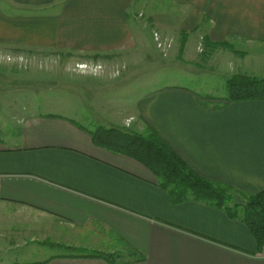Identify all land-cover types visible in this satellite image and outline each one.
I'll list each match as a JSON object with an SVG mask.
<instances>
[{
	"label": "crops",
	"instance_id": "1",
	"mask_svg": "<svg viewBox=\"0 0 264 264\" xmlns=\"http://www.w3.org/2000/svg\"><path fill=\"white\" fill-rule=\"evenodd\" d=\"M171 2L186 37L178 49L186 63L198 57L197 32L210 42L264 43V0ZM139 3L0 0V46L134 52L142 44L137 14L149 12ZM97 90L90 81V126L103 120L107 129L147 134L152 128L199 174L239 193L264 191V101L211 110L198 104V92L179 88L157 90L126 108L105 103ZM112 111L124 113L117 120ZM13 121V130H0V253L40 249L0 264H264L244 222L202 203L172 204L146 167L96 144L94 130L80 120L48 113ZM43 245L61 252L34 258L46 252ZM73 250L122 257L110 263Z\"/></svg>",
	"mask_w": 264,
	"mask_h": 264
},
{
	"label": "rangeland",
	"instance_id": "2",
	"mask_svg": "<svg viewBox=\"0 0 264 264\" xmlns=\"http://www.w3.org/2000/svg\"><path fill=\"white\" fill-rule=\"evenodd\" d=\"M139 2L149 12L137 14L135 24L142 34V44L134 52L88 54L0 46V130H13L17 126L13 121L16 116L48 113L74 117L94 132L101 125L107 127L103 120L93 126L88 123L91 113H95L90 111V81L99 94H104L105 103L130 108L137 99L157 90L179 88L198 92L204 99L215 98L218 101L207 102L214 105L227 97V81L233 75L253 77L254 73V77H264V43H230L238 53H245L241 57L231 50H207L208 38L197 32L193 37L197 39L198 57L189 64L183 51L178 50L186 37L182 35L181 22L177 21L180 15L171 0ZM62 93L72 98L60 100ZM123 113L112 111L110 114L119 120L118 116ZM31 247L40 249L23 246L10 251L6 258L0 253V263L4 259L12 261L16 255L22 260L20 255ZM47 247L43 245L42 249ZM38 252L32 255L41 259L61 250Z\"/></svg>",
	"mask_w": 264,
	"mask_h": 264
},
{
	"label": "trees",
	"instance_id": "3",
	"mask_svg": "<svg viewBox=\"0 0 264 264\" xmlns=\"http://www.w3.org/2000/svg\"><path fill=\"white\" fill-rule=\"evenodd\" d=\"M207 50H231L245 56L244 52L235 50L229 42H210L205 40ZM200 106L211 110H223L234 102L264 101V78L243 74L233 75L227 81V97L220 103L210 105L207 102L215 98H203L196 95ZM96 144L116 153L126 155L146 167L154 176L156 184L169 194L171 203L181 205L198 202L222 210L230 219L244 222L257 248L264 252V191L256 194L237 192L232 186L207 178L199 174L170 144L152 128L147 134H140L125 129L98 128L93 135ZM239 197L247 206H238L234 199ZM80 255L103 257L110 263L121 258L120 253H84L73 250ZM142 260V258H140Z\"/></svg>",
	"mask_w": 264,
	"mask_h": 264
},
{
	"label": "water",
	"instance_id": "4",
	"mask_svg": "<svg viewBox=\"0 0 264 264\" xmlns=\"http://www.w3.org/2000/svg\"><path fill=\"white\" fill-rule=\"evenodd\" d=\"M234 202H235L238 206H242V207H246V206H247V204H246L244 201H242L238 196L235 197Z\"/></svg>",
	"mask_w": 264,
	"mask_h": 264
}]
</instances>
